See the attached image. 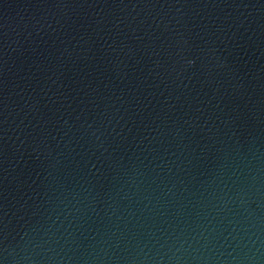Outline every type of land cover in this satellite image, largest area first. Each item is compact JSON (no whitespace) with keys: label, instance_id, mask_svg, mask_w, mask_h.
<instances>
[{"label":"water","instance_id":"obj_1","mask_svg":"<svg viewBox=\"0 0 264 264\" xmlns=\"http://www.w3.org/2000/svg\"><path fill=\"white\" fill-rule=\"evenodd\" d=\"M0 264H264V0H0Z\"/></svg>","mask_w":264,"mask_h":264}]
</instances>
